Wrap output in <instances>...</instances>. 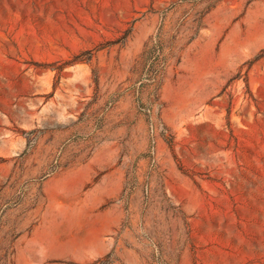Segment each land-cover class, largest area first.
I'll return each mask as SVG.
<instances>
[{
  "label": "rangeland",
  "instance_id": "374dc122",
  "mask_svg": "<svg viewBox=\"0 0 264 264\" xmlns=\"http://www.w3.org/2000/svg\"><path fill=\"white\" fill-rule=\"evenodd\" d=\"M0 264H264V0H0Z\"/></svg>",
  "mask_w": 264,
  "mask_h": 264
},
{
  "label": "trees",
  "instance_id": "16d2710c",
  "mask_svg": "<svg viewBox=\"0 0 264 264\" xmlns=\"http://www.w3.org/2000/svg\"><path fill=\"white\" fill-rule=\"evenodd\" d=\"M144 58L147 62H149V70H150V75L152 77H156V72L155 67L164 64V60L162 61L161 58V50L158 47H148L144 50L143 52Z\"/></svg>",
  "mask_w": 264,
  "mask_h": 264
}]
</instances>
